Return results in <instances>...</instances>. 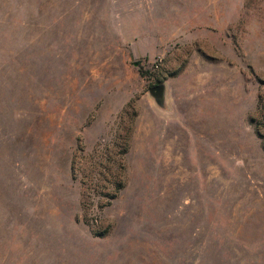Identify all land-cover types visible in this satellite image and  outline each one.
I'll return each instance as SVG.
<instances>
[{"label":"rangeland","instance_id":"rangeland-1","mask_svg":"<svg viewBox=\"0 0 264 264\" xmlns=\"http://www.w3.org/2000/svg\"><path fill=\"white\" fill-rule=\"evenodd\" d=\"M0 264H264V0H0Z\"/></svg>","mask_w":264,"mask_h":264},{"label":"trees","instance_id":"trees-1","mask_svg":"<svg viewBox=\"0 0 264 264\" xmlns=\"http://www.w3.org/2000/svg\"><path fill=\"white\" fill-rule=\"evenodd\" d=\"M124 151H126V150H124ZM121 154V153H120ZM120 157H121V155H120ZM117 166H119V168L121 167V166H123V164L121 163V160L119 161V163L117 164ZM122 168V167H121ZM114 174H116V173H114ZM72 176H73V178H76V173H75V170H74V168L72 169ZM98 185V184H97ZM123 186H124V182H123V180H121V179H119L118 177H117V174L112 178V180H104V181H102V185H101V191L103 190V189H106L107 187H109L110 188V190H108L106 193H104V192H100V200H105V199H113V198H115L116 197V195L118 194V192L123 188ZM111 189H112V193H114L112 196H109V194H110V191H111ZM87 198V195L85 194V192H84V194H83V201L85 200Z\"/></svg>","mask_w":264,"mask_h":264},{"label":"water","instance_id":"water-1","mask_svg":"<svg viewBox=\"0 0 264 264\" xmlns=\"http://www.w3.org/2000/svg\"><path fill=\"white\" fill-rule=\"evenodd\" d=\"M149 95L152 97L154 102L159 107H163L165 104V93H166V86L163 83L156 84L151 87L149 90Z\"/></svg>","mask_w":264,"mask_h":264}]
</instances>
